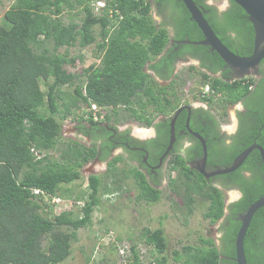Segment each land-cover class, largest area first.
Returning <instances> with one entry per match:
<instances>
[{"label": "trees", "instance_id": "trees-1", "mask_svg": "<svg viewBox=\"0 0 264 264\" xmlns=\"http://www.w3.org/2000/svg\"><path fill=\"white\" fill-rule=\"evenodd\" d=\"M4 1L8 0H0V3ZM106 1V7L95 14L90 0H13L0 20V264L63 262L71 254L77 229L92 222V212L102 200L101 193L121 189L120 172L125 169L117 164L124 160L122 153L108 162L106 177L113 183L112 188L102 183L100 175L87 176V188L74 196L84 201L82 214L64 210L52 214V218L44 215L53 212L47 198L71 197L73 189L69 185L82 179L80 169L84 163L100 150L101 158L106 159L115 146L106 132L95 130H105V127L100 120H93L92 103L102 107L105 121H118V114L123 110L128 117L150 126L157 115L173 113L180 106L182 94L176 87V76L165 85L150 73L151 70L159 78H168L161 69L167 66V74L171 73L175 55L189 50L207 55L215 65L214 70L225 66L208 45L194 43L203 39V35L181 0ZM193 1L202 8L213 31L231 51L250 55L253 28L237 3L229 0L230 7L219 13L205 0ZM152 3L158 6V14L163 13L165 17L160 24L152 18ZM65 13H68L67 18ZM167 24L174 28V39L190 42L177 45L175 41L176 44H171L157 59L170 40ZM228 30L242 36V48L237 51ZM98 37L96 50H101V56L97 52L95 55L101 57L100 63L73 69L76 56L70 54L69 48L76 44L88 46ZM152 60L154 63H148ZM201 64L206 65L204 61ZM226 72L224 70L217 78L202 72L206 78L203 84L208 83L211 90L195 96L221 106V115L226 113L229 104L242 100L257 82L248 76L233 79ZM108 108L110 113L106 111ZM253 115L260 119L242 128L243 134L236 144L217 151L207 146L208 162L216 155V161L211 163L228 166L251 143H263L264 137L257 136V128L264 118V105L259 102V107L253 108ZM67 117L92 125L91 130L84 131L92 139L91 145L74 139L61 142V125ZM162 131L167 134V142L169 125L165 123ZM123 135L119 133L115 138L120 142L127 140ZM197 143V156H202V146ZM52 150L58 151L59 160L50 156ZM191 158L177 155L171 168H179V174L169 186L179 194L184 184V205L190 212L193 196L198 194L208 200L204 219L214 223L224 217L219 226L224 245H216L210 237H201L202 246L183 247L182 264H236L234 239L240 225L239 215L264 196V165L259 151L253 149L233 172L216 176L223 181L224 189L241 191L240 198L227 206L226 214L223 190L191 169L186 163ZM133 166L134 179L142 196L150 202L158 200L161 191L148 183L140 167ZM242 170L250 171V175L244 176ZM122 173L129 177V172ZM32 187L48 192V197L31 193ZM44 209L47 213L43 214ZM144 236L145 243L157 253L158 264H166V257L162 255L166 247L163 229L146 230ZM131 249L130 261L140 264L136 245L132 244ZM244 251L247 264H264V206L252 217L244 238Z\"/></svg>", "mask_w": 264, "mask_h": 264}, {"label": "rangeland", "instance_id": "rangeland-1", "mask_svg": "<svg viewBox=\"0 0 264 264\" xmlns=\"http://www.w3.org/2000/svg\"><path fill=\"white\" fill-rule=\"evenodd\" d=\"M207 1L211 5L218 8L223 7L224 3L226 2L225 0ZM11 2L12 0H8L0 3V20L4 12L7 10V8H9ZM151 15L156 24L161 23L158 9H155L154 3H152ZM67 16L68 13H65L64 17L67 18ZM167 27L169 35L172 36L174 33L173 27L169 24H167ZM97 41H100L99 37L95 42L89 44L88 46L79 47V45L76 44L69 48L70 54L76 56L73 69L80 70L82 67H87L90 64L97 65L100 63L101 57L95 55L97 52L101 56V50H96ZM62 50L63 48L61 51ZM163 51L161 53H163ZM160 54L157 56V59L164 55V53L161 55ZM80 55L82 58H80ZM155 60L149 61L148 63H154L153 61ZM184 72L185 71H179L176 80V83L180 85L177 86L178 90H183L186 96L183 97V94H181L180 101H193L192 99L195 100V98H191L190 91L193 89V87L194 89H197L199 83L197 79H194L193 81L188 77L184 78ZM207 84L208 83H202L200 87H205ZM198 89L200 90L201 88ZM235 107L236 103L229 104L226 107V113L221 116L224 126L226 124H234ZM106 111L107 113H110L111 110L108 108ZM126 113V111L122 110V112L120 111L118 114V121H112L111 119V121L106 122L113 123L114 125L123 129L131 127L133 134L136 131L143 132L150 129L142 122L128 117ZM76 120L77 119L73 120L71 117H67L65 120H63L61 125L62 143L64 140L68 139L77 140L74 137L77 136L78 133L77 129H75V122L81 123L84 121ZM100 121L104 122L105 116L101 118ZM77 141L86 145H91L92 143L86 137H79ZM62 143L60 145L64 147ZM60 145L58 144V146ZM114 153H119V150L116 149ZM51 155L54 156L56 160H59L58 151L52 150L50 156ZM124 160L117 164L120 169H125L120 172V177L123 180L121 189L109 191L111 193H101L102 200L92 212V222L87 226L77 229L76 238L72 240L71 243V254L67 259L58 264H130L128 262H124V258L120 255L117 249L120 244L128 247V249L132 244H135L138 251H141L140 264H149L147 248L148 246L149 248H152V246L145 243L146 240L144 233L146 230H154L158 227L163 229V234L165 237L166 247L162 255L166 257V264H182L183 259L185 258V250L183 247L187 245H190L193 248L202 246L200 241L201 237H210L213 239L214 243L218 245L220 237L219 225L222 218L214 223H210L207 219L203 218V212H205L207 209V199L201 195L195 194L193 196V203L191 206L192 212H190L184 205V196L186 194L183 193L185 186L182 184L179 194H176L170 188V186L163 187L159 195V199L154 202H150L142 196V190L135 182L134 173L132 172L134 171V166ZM89 168L94 170H89ZM103 168V162L92 159L85 162L80 169L82 179L69 185L73 189L72 196L66 198L56 195V197H59L56 202H52L51 197L47 198L48 203L53 207V212L47 213V211L44 209L43 214L46 212L47 214L44 215H50V218H52V214L55 215L64 210H71L75 214H82L81 209L84 207V201L76 200L74 196L78 191L85 190L87 188L86 179L88 175H100L104 185H107L110 188L113 187V183L108 177H106V172ZM123 171H126V173L129 172V177H123ZM181 181L180 183H182ZM33 188L38 187H32L31 190ZM220 188L223 190L224 201H230V197L234 195L233 193L236 189ZM47 193L48 192L44 191V194ZM43 196L48 197V194ZM226 206L225 208H227ZM177 251L179 254H176ZM151 253L154 252L151 250ZM177 256L180 258H177ZM156 264H158L157 261Z\"/></svg>", "mask_w": 264, "mask_h": 264}, {"label": "flooded vegetation", "instance_id": "flooded-vegetation-1", "mask_svg": "<svg viewBox=\"0 0 264 264\" xmlns=\"http://www.w3.org/2000/svg\"><path fill=\"white\" fill-rule=\"evenodd\" d=\"M225 1L226 2L224 3L223 7H216L219 13H222L224 10L230 7L229 0ZM205 3L207 5H211L207 0H205ZM155 9H158V6L156 4ZM159 18L161 22L164 21L165 17L163 13L159 14ZM174 34L175 33L170 36L169 43L163 51L164 54L171 44H176L177 42V45H179L180 42H183V40L180 41L174 39ZM227 34L230 35V41L232 46L235 48L234 50L237 51L239 50V48H242L241 34L238 35L236 32H233L231 30H228ZM174 51H177L176 47ZM197 51L198 50L192 52V50H189L184 54L177 53L174 59L171 61V73L167 74V72L169 71V69L166 70V68H168L167 66H164L161 69L162 74L168 75V78H159L158 74H155L153 70H149L150 73L154 75L160 83H164L165 85L170 84L173 78L175 76L177 77L179 71H185L184 78L188 77L190 80L192 79L193 81L194 79H197L199 83L198 88H201L200 90L198 88L194 89V87L193 89H191L190 96L191 98H195V100L192 99L193 101L187 100L181 102L180 106L170 115H157L152 121L151 125L148 126L150 128L148 131H134L135 133L133 134V130L131 127L123 129L119 128V126H116L113 123H107L106 121L100 123L102 126L105 127V130L95 129L98 133L106 132L108 139L113 141L112 143L115 144V146L111 147L109 155L106 159L101 158V150L95 157L92 158V160L103 162V169L105 172L108 169L109 160L113 156L122 153L125 157L124 161H127V163L129 164L140 167L148 183L161 191L163 187H169V182L171 180L178 177L179 168H171V165L174 163V159L177 158V155L184 156L185 158L192 156L191 160H186V163L189 164L190 168L193 170H197L196 167L200 165V159L202 158V156H197V142H199L200 144L201 142L195 134H199L204 139L206 149L209 145L210 148L217 151L219 148L223 149V146L230 147L236 144L237 140H239V138H241V135L243 134L242 128L246 127L250 121L253 122L256 118L258 120L260 119L256 115H253V108L257 106L259 107V102L260 104L264 105V57L258 63L257 68L255 69V73L247 75L248 77H253L254 79H256L257 82L256 84H252L250 91L247 93L246 96H244L242 100L236 102V107L234 109V124H226L224 126L221 120L222 115L220 106L214 102L211 104L208 102H203L197 97L207 94L206 92H202V87H200L204 80H206L203 74L204 72L210 75V77L212 78H217L221 77L224 70H227V76L231 77V71L226 66L219 68L218 70H214L215 65L207 59V55H205L204 53L197 54ZM203 61L206 65L201 64ZM191 66L194 67L191 68ZM176 85L178 86L177 83ZM182 94L183 97H186L183 90ZM196 95L197 97H195ZM256 98H260V101ZM178 110L179 112L174 122L172 123V119L174 118ZM263 120L264 118L261 119V125L257 128L258 137H264ZM165 123L169 125V137L167 139V142H165L167 134H163L164 131H162L163 129H165ZM75 124V129H77L78 131L77 136H74L75 139L78 140L79 137H86L89 141L92 142L90 136L84 132L86 131V129L91 130L92 125L85 121L81 123L75 122ZM79 124L82 125V127ZM119 133H123V137L127 138V140L121 142L118 141V139H116L115 137ZM257 136L254 137V140H257ZM128 138L131 139L130 142L128 141ZM254 143L264 146V141L263 143ZM116 149L119 150V153H114ZM213 160L216 161V155L213 156L210 162H208V159L206 158L205 170L207 172H211L219 166L216 163H211L214 162ZM209 163H211V165H209ZM89 170L94 169L89 168ZM242 174L244 176H249L250 171L242 170ZM122 175L124 177L123 173ZM216 176L217 175L207 178V182H211L223 188V181L221 179H216ZM192 177H195V175L192 174ZM235 189L236 190L234 191V193H241L238 188ZM240 196L236 197V194H234L230 197V201L233 202L240 198ZM231 202H229V204ZM225 211L226 214L227 210ZM223 220L224 217L222 218L221 223ZM222 234L223 232L221 230L220 237L222 236ZM220 237L218 243L220 245H224L223 241L221 242Z\"/></svg>", "mask_w": 264, "mask_h": 264}, {"label": "water", "instance_id": "water-1", "mask_svg": "<svg viewBox=\"0 0 264 264\" xmlns=\"http://www.w3.org/2000/svg\"><path fill=\"white\" fill-rule=\"evenodd\" d=\"M190 14L197 27L200 29L203 39L194 43H200L208 45L211 51H215L225 63V66L231 71V78L241 79L244 76L254 74L258 63L264 57V0H233L237 3L246 13L248 20L253 28V50L250 55L242 56L231 51L216 35L208 21L203 16V10L197 6L193 0H181ZM183 42H190L189 40H183ZM254 70V71H253ZM181 110V109H179ZM179 110L176 112L172 123L174 122ZM200 139L202 146V158L200 159V165L196 167L197 171L202 174L206 179L220 174H226L236 170L246 159L248 154L257 149L261 161L264 165V147L260 144H251L241 151L231 162L230 165L225 167H217L211 172L205 170L207 149L204 139L195 134ZM240 196L241 193H233ZM225 202V206L229 204ZM264 206V196L259 197L253 201L246 210L239 215L240 225L236 232L234 239L235 256L234 260L236 264H247L245 251H244V238L249 228L250 222L254 213Z\"/></svg>", "mask_w": 264, "mask_h": 264}, {"label": "built area", "instance_id": "built-area-1", "mask_svg": "<svg viewBox=\"0 0 264 264\" xmlns=\"http://www.w3.org/2000/svg\"><path fill=\"white\" fill-rule=\"evenodd\" d=\"M91 2H89V5L91 6V9L92 11L95 13V14H98L100 13V11L102 10V8H105L106 7V4H107V1L106 0H90ZM110 11H112V9H110ZM118 13V11L116 12ZM119 14V13H118ZM109 16L112 17L113 14L112 12L109 13ZM210 85L207 84L204 88L202 87V92H206V93H209L210 92ZM91 110H92V117H93V120H100L101 118L104 117V113L102 112V107L97 105L96 103H92L91 104ZM32 193H35V194H42V195H47V194H44V191L42 189H39V188H33L31 190ZM52 202H56L58 200L59 197H56V196H52ZM120 255L124 258V262H128L131 264V261H130V258L132 256V249H131V246L130 248L128 249V247H125L124 245L120 244L118 247H117ZM136 250H137V254H138V258H139V262H141V251L137 249L136 247ZM151 250L152 248H147V252H148V258H149V264H156V261H157V253L154 252V253H151ZM128 251V252H127ZM158 262V261H157ZM133 264V263H132Z\"/></svg>", "mask_w": 264, "mask_h": 264}, {"label": "bare ground", "instance_id": "bare-ground-1", "mask_svg": "<svg viewBox=\"0 0 264 264\" xmlns=\"http://www.w3.org/2000/svg\"><path fill=\"white\" fill-rule=\"evenodd\" d=\"M204 87V86H203ZM79 207V206H78ZM116 239V238H115Z\"/></svg>", "mask_w": 264, "mask_h": 264}, {"label": "crops", "instance_id": "crops-1", "mask_svg": "<svg viewBox=\"0 0 264 264\" xmlns=\"http://www.w3.org/2000/svg\"><path fill=\"white\" fill-rule=\"evenodd\" d=\"M103 194V193H102Z\"/></svg>", "mask_w": 264, "mask_h": 264}]
</instances>
